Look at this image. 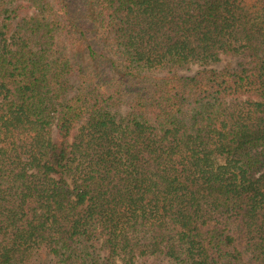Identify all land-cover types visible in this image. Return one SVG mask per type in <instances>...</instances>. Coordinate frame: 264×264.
I'll list each match as a JSON object with an SVG mask.
<instances>
[{
  "label": "trees",
  "instance_id": "1",
  "mask_svg": "<svg viewBox=\"0 0 264 264\" xmlns=\"http://www.w3.org/2000/svg\"><path fill=\"white\" fill-rule=\"evenodd\" d=\"M159 259L264 264V0H0V264Z\"/></svg>",
  "mask_w": 264,
  "mask_h": 264
},
{
  "label": "rangeland",
  "instance_id": "2",
  "mask_svg": "<svg viewBox=\"0 0 264 264\" xmlns=\"http://www.w3.org/2000/svg\"><path fill=\"white\" fill-rule=\"evenodd\" d=\"M247 59L246 58H236V57H224L222 62H220L216 67L220 68L225 66L226 64H231L233 66L238 65L239 63H244L246 62ZM196 71V67H192L190 71L188 72H184V74H193ZM235 231V230H232ZM239 247H242V244L238 245ZM147 264H171L168 261L164 260V259H159L157 261H152L149 262Z\"/></svg>",
  "mask_w": 264,
  "mask_h": 264
}]
</instances>
